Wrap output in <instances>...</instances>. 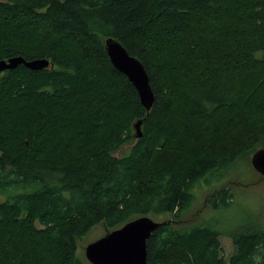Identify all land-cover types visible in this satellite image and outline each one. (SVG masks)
Here are the masks:
<instances>
[{
    "label": "trees",
    "instance_id": "trees-1",
    "mask_svg": "<svg viewBox=\"0 0 264 264\" xmlns=\"http://www.w3.org/2000/svg\"><path fill=\"white\" fill-rule=\"evenodd\" d=\"M108 37L148 72L149 111ZM18 56L50 65L0 73V264H85L94 226L183 214L201 177L264 142V0H0V59ZM227 234L229 259L216 227L170 221L147 260L264 264L263 226Z\"/></svg>",
    "mask_w": 264,
    "mask_h": 264
},
{
    "label": "rangeland",
    "instance_id": "rangeland-1",
    "mask_svg": "<svg viewBox=\"0 0 264 264\" xmlns=\"http://www.w3.org/2000/svg\"><path fill=\"white\" fill-rule=\"evenodd\" d=\"M127 146H123L120 153ZM259 149H264V142L255 151L245 152L234 162L201 177L192 188V203L183 214L148 217L158 222L170 220L181 228L202 224L216 227L221 232L224 256L229 259L235 248L227 232L240 230L250 224L264 227V178L251 162L252 155ZM225 187L230 188L233 193L231 204L221 208L210 206L211 196ZM3 198L4 196H0V200ZM108 233L110 231L104 224H98L85 236L77 238V257L84 260L85 264H93L86 256V247Z\"/></svg>",
    "mask_w": 264,
    "mask_h": 264
},
{
    "label": "water",
    "instance_id": "water-1",
    "mask_svg": "<svg viewBox=\"0 0 264 264\" xmlns=\"http://www.w3.org/2000/svg\"><path fill=\"white\" fill-rule=\"evenodd\" d=\"M105 49L115 68L124 73L135 85L141 103L149 111L154 104L155 93L143 63L113 37L105 40ZM19 64L38 70L48 67L50 60L47 58L27 60L22 56L0 59V73L13 69ZM141 123L142 120H138L134 125L138 138L143 135ZM251 162L264 178V149L257 150L252 155ZM167 222L170 221L158 222L148 216L134 219L90 243L86 247V256L93 264H150L147 260V240L153 231Z\"/></svg>",
    "mask_w": 264,
    "mask_h": 264
}]
</instances>
